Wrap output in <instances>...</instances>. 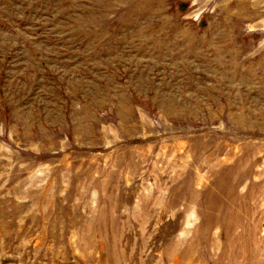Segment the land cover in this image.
Segmentation results:
<instances>
[{"label": "rangeland", "instance_id": "rangeland-1", "mask_svg": "<svg viewBox=\"0 0 264 264\" xmlns=\"http://www.w3.org/2000/svg\"><path fill=\"white\" fill-rule=\"evenodd\" d=\"M0 264H264V0H0Z\"/></svg>", "mask_w": 264, "mask_h": 264}]
</instances>
